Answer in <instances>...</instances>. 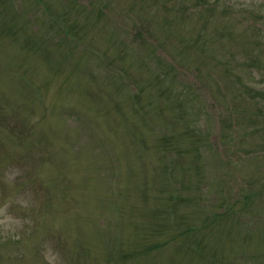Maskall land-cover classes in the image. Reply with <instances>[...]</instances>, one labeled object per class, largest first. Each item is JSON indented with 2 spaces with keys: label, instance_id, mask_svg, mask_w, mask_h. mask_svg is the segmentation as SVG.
<instances>
[{
  "label": "rangeland",
  "instance_id": "rangeland-1",
  "mask_svg": "<svg viewBox=\"0 0 264 264\" xmlns=\"http://www.w3.org/2000/svg\"><path fill=\"white\" fill-rule=\"evenodd\" d=\"M11 1L3 12L0 0V264H107L114 245L132 252L115 264H264V108L250 97L264 89V39L250 64L234 61L264 0H225L247 27L232 39L223 11L210 22L193 0H89V11L46 0L53 18L29 24L27 44L4 25L20 28L33 1ZM63 21L69 44L54 39ZM233 197L226 221L207 217ZM199 217L186 242L156 245Z\"/></svg>",
  "mask_w": 264,
  "mask_h": 264
},
{
  "label": "trees",
  "instance_id": "trees-1",
  "mask_svg": "<svg viewBox=\"0 0 264 264\" xmlns=\"http://www.w3.org/2000/svg\"><path fill=\"white\" fill-rule=\"evenodd\" d=\"M1 1H3L5 3V5L3 7V12H8V11H11V10L15 11V5H14V3L11 0H1ZM18 1L20 2V5L23 6L27 0H18ZM32 1H33L32 2V7H28V8L23 7V8L25 10L26 9L36 10V13L34 15L28 17L29 19H27L26 21H23L22 24H20V28L16 27L13 23H11V24L7 23V24L4 25L6 30H13L15 32L14 33L15 37H19L21 35V36H23V38H26L27 40L24 39V44H27L28 42H30V39L32 37L31 35L27 34V27H28L29 24L42 23L43 20H46L47 18L49 20L52 19L53 15H54V14L52 15L51 9L49 8V5L46 3V0H32ZM64 1H65L66 6L70 7V9L72 10L74 2L71 1L69 3V0H64ZM191 7H192V9L193 8L199 9V11H200L199 15H201L203 17H206L208 21L212 22L214 13L219 12L222 6L218 5L217 1H214V0L213 1H211V0H193L192 1V5L189 8H191ZM103 9L104 8H100V11H103ZM186 12L189 14L190 10L186 9ZM39 15H40V17H38ZM221 15H222V17H224L226 19V26H227V30H228V36H229L230 39H232L233 36L236 38L237 35L239 36L240 34H241V36L245 37V31L246 30H244L243 32H238L237 25L233 22V19H234V17H232L233 13H231L228 8H226L221 13ZM229 18H231V20H228ZM66 21H63L61 23V27H62L61 30L62 31L57 37L54 38V39H56V42L58 44H61V43L69 44L70 43V34L68 32V22H66ZM251 24L253 26H255V22H251ZM259 24H260V27H256L255 26L256 30L254 28H248L247 29L249 31H252L251 35L248 37V40H247V43H246V44L250 45V48L245 47V42L241 43L240 47H241V49H243V52L234 54V61H241L243 63L249 61L247 64H250L253 61V57H254L252 55V53H253V44L258 42L259 38H261V37L264 38V35L261 36L259 34V33H264V12H263L262 15H260ZM19 29H23V31H18ZM36 31H37V29L33 32L34 35H35ZM24 32L26 34L25 36L23 35ZM256 33L258 35H256ZM149 36H152V35L149 33ZM19 38H21V37H19ZM152 40H156V39L153 37ZM144 43H145V41L141 42L139 45H142ZM174 43H175L174 47L182 48V52H183V42L179 38H177V41H175ZM196 44L197 43H195V41L193 43H189L188 42L189 46H187V48L184 47L185 51H187L189 53V56H190V53H195L194 50H192V47L194 45H196ZM261 45L263 47L262 51H264V44L262 43ZM77 46H79V44H77ZM24 49L26 50L27 53H31L30 47H24ZM144 53H145L146 56L151 55V54L148 53V51H145ZM173 57L175 59H177L175 55ZM157 60H158V63L161 65V72H163V74H165L166 76H171V77L175 75L174 74V68L175 67H174L173 64H172L173 65L172 66L171 64L167 63L161 57H157ZM177 61H179L180 63H184V62L180 61V58H178ZM236 67L237 66H235L234 68L230 69L231 73H234L233 71H234V69H236ZM259 68L260 69L261 68L264 69V62H259ZM171 87L173 89H175L176 85L174 83H172ZM249 90H250V93H251L253 88L249 87ZM255 91H256L255 93H257V95H250V97L254 98V100L257 99L256 102H254V103H257V105L259 107L264 108V101L258 100V99L264 97V89H256ZM132 93H133L135 98H137L138 96L141 95V93L139 91H137V90H134ZM246 99H247V101H249V97H247ZM197 151H198V153L200 152L199 149H197ZM240 194H241V198H243L242 200L244 202V205H246V206H250L251 205L252 206V203L249 202L250 201L249 199H251L252 197L256 196V193H255L254 189H250V190L244 191V193H240ZM237 199H239V198L238 197H236V198L233 197V199L231 200L230 203H227V204L226 203H224V204L222 203L221 207L217 211L213 212L212 214L211 213L210 214L207 213V217L209 215L210 216L214 215L215 219H217L218 221H220V220L226 221V218H227L230 210L236 205ZM204 210H205L204 207H202L201 211L203 212ZM246 210H248V208H246ZM205 217H206V213L204 215V218ZM153 218H155V221H156V219L158 218V211L154 212ZM205 219H203V218L201 219V217H199V219L197 220L196 224L187 225V228L184 229L183 231H180L179 233H174V234L170 235L168 238H166L165 240L160 242V245L159 244H156V245L159 246V248H160V247L164 246L168 242H174V240L176 239L177 236H182V238L185 239V242H186V240H187L186 233H188L190 230L194 231L200 225H203ZM145 248H147V249H144V250L141 249L140 251L135 250L133 253H135L137 251L136 253H139V254H147V252L151 248L148 247V246H146ZM131 253H123V252L119 251L117 248H115V246H113L111 248V251H110L109 255L106 258V262H107V264H115V260H113V257L116 255L118 257V259L121 262L124 263L127 260V258L130 256ZM96 261L97 260H95L94 258L89 256L88 257V262H86V264H97L98 261L97 262ZM116 264H120V263L118 262Z\"/></svg>",
  "mask_w": 264,
  "mask_h": 264
}]
</instances>
